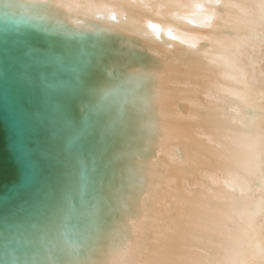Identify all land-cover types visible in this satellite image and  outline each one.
<instances>
[{
    "label": "water",
    "instance_id": "1",
    "mask_svg": "<svg viewBox=\"0 0 264 264\" xmlns=\"http://www.w3.org/2000/svg\"><path fill=\"white\" fill-rule=\"evenodd\" d=\"M75 1L0 0V264H143L171 174L185 67Z\"/></svg>",
    "mask_w": 264,
    "mask_h": 264
},
{
    "label": "bare ground",
    "instance_id": "2",
    "mask_svg": "<svg viewBox=\"0 0 264 264\" xmlns=\"http://www.w3.org/2000/svg\"><path fill=\"white\" fill-rule=\"evenodd\" d=\"M123 1L75 2L140 28L185 67L173 83L188 108L173 114L183 124L140 236L143 264H264V0Z\"/></svg>",
    "mask_w": 264,
    "mask_h": 264
}]
</instances>
